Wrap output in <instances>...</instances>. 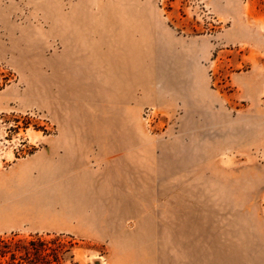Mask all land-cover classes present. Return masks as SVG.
I'll return each instance as SVG.
<instances>
[{
	"label": "rangeland",
	"instance_id": "374dc122",
	"mask_svg": "<svg viewBox=\"0 0 264 264\" xmlns=\"http://www.w3.org/2000/svg\"><path fill=\"white\" fill-rule=\"evenodd\" d=\"M95 129L84 231L0 264H264V0H0V177Z\"/></svg>",
	"mask_w": 264,
	"mask_h": 264
},
{
	"label": "crops",
	"instance_id": "0c3cea01",
	"mask_svg": "<svg viewBox=\"0 0 264 264\" xmlns=\"http://www.w3.org/2000/svg\"><path fill=\"white\" fill-rule=\"evenodd\" d=\"M105 132L107 130L95 129L93 135L81 134L82 130H73L72 135L60 134L50 154H39L33 160H27L20 168L12 169L8 175H2L0 232L25 227L36 232H83L88 221L79 212V204L75 206L67 202L64 195L60 194L65 193L68 179L80 183L82 177L92 173L87 164L91 142L81 138L111 136ZM67 136L73 139H65ZM98 140L108 143L106 139ZM92 158L96 162L107 159L101 153L94 154Z\"/></svg>",
	"mask_w": 264,
	"mask_h": 264
},
{
	"label": "trees",
	"instance_id": "16d2710c",
	"mask_svg": "<svg viewBox=\"0 0 264 264\" xmlns=\"http://www.w3.org/2000/svg\"><path fill=\"white\" fill-rule=\"evenodd\" d=\"M29 245L32 246V243L29 242L28 245H22V246H19V245H16L15 248L13 247H4L3 249H9V250H2L1 249V253L3 254H7V253H10L11 255V259L12 260H15L16 259V253L17 252H21L24 254L25 257H22L21 259L26 261L29 259V257H27V255H30L32 251H37L34 247H29ZM39 255V254H38ZM26 259V260H25Z\"/></svg>",
	"mask_w": 264,
	"mask_h": 264
}]
</instances>
